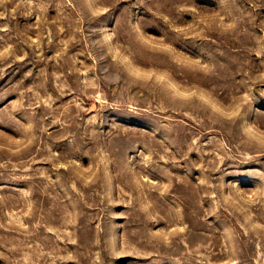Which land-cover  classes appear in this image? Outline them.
Listing matches in <instances>:
<instances>
[{"label": "rangeland", "instance_id": "rangeland-1", "mask_svg": "<svg viewBox=\"0 0 264 264\" xmlns=\"http://www.w3.org/2000/svg\"><path fill=\"white\" fill-rule=\"evenodd\" d=\"M0 264H264V0H0Z\"/></svg>", "mask_w": 264, "mask_h": 264}]
</instances>
